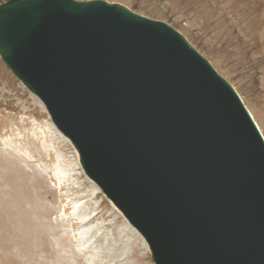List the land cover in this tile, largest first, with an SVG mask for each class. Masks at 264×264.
Returning <instances> with one entry per match:
<instances>
[{"label":"water","instance_id":"95a60500","mask_svg":"<svg viewBox=\"0 0 264 264\" xmlns=\"http://www.w3.org/2000/svg\"><path fill=\"white\" fill-rule=\"evenodd\" d=\"M0 60L154 264H264V141L180 33L102 0H7Z\"/></svg>","mask_w":264,"mask_h":264},{"label":"rangeland","instance_id":"374dc122","mask_svg":"<svg viewBox=\"0 0 264 264\" xmlns=\"http://www.w3.org/2000/svg\"><path fill=\"white\" fill-rule=\"evenodd\" d=\"M103 1L179 31L238 93L264 138V0ZM101 241L111 253L127 249L111 264H153L41 102L0 61V264H95L87 259Z\"/></svg>","mask_w":264,"mask_h":264},{"label":"bare ground","instance_id":"6f19581e","mask_svg":"<svg viewBox=\"0 0 264 264\" xmlns=\"http://www.w3.org/2000/svg\"><path fill=\"white\" fill-rule=\"evenodd\" d=\"M58 170H59V168H57ZM57 170V171H58ZM58 173H59V171H58ZM78 216V220H80V221H84L86 218H87V216H80V215H77ZM124 230V229H123ZM90 232H91V230H90V228L88 229V230H86V231H84V232H82V236H85V237H87V235H89L90 234ZM93 232V231H92ZM122 233V232H121ZM102 242V244H99V247H98V249L96 250V251H92V253L90 254V256H88V259H87V261L88 262H93L94 261V259L96 260V262H93V263H95V264H111V262L112 261H114V260H112L110 257L113 255V258H114V256H115V254H120V256H123L124 254H126V252H127V249H124V250H122V252L121 253H119V251H113V253H111L110 251H109V249H104V246H105V242L104 241H101ZM88 243V240L86 239V243L85 244H87ZM98 243H100V242H98ZM107 244V243H106ZM127 245V244H126ZM141 245H143V244H141ZM97 246V245H96ZM92 250V249H91ZM126 256V255H125ZM95 257H97V258H99V259H97V258H95ZM92 259V260H91ZM98 260V261H97Z\"/></svg>","mask_w":264,"mask_h":264}]
</instances>
